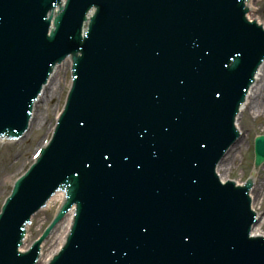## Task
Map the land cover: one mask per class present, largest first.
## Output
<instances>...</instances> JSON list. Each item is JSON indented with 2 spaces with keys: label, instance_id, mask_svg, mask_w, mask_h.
<instances>
[{
  "label": "water",
  "instance_id": "water-1",
  "mask_svg": "<svg viewBox=\"0 0 264 264\" xmlns=\"http://www.w3.org/2000/svg\"><path fill=\"white\" fill-rule=\"evenodd\" d=\"M44 1L53 2L38 0L39 7ZM242 1L148 0L146 6L144 0H121L119 4L118 0H69V11L56 20L51 38L35 37L34 27L20 32L31 46L38 47V53L33 54L23 43L18 44V36L3 34L1 30L7 24L0 21V132L10 123L18 121L19 126L23 122L27 101L37 83L42 81L51 59L62 52L67 55L83 51L99 71L89 77L80 73L68 112L44 162L30 172L37 186L33 200L37 202L48 194L51 188L48 184L53 183L55 189L60 184H70L81 196L72 198L81 208L80 213L87 211L84 213L91 215L86 218L90 224L88 236L74 243L66 259L55 264L233 261L234 246L224 252L220 248L232 240L233 245L241 241L249 212L242 209L240 199H235V207L228 197L233 190L218 186L210 176L208 181L211 186L214 183V189L208 192L200 169L192 162L196 153L190 157L183 149L205 150L210 146L208 155H198H207L204 168L209 173L213 161H217L233 136L231 114L238 92L249 79L247 63L256 48L246 45L251 29L244 17ZM11 2L0 0V14L13 25L9 28L12 33L24 25L11 17L8 7ZM93 4L99 11L91 20L83 43L85 11ZM141 4L149 8H141ZM31 6L22 3L20 11ZM247 6L251 10L248 3ZM148 9L153 13L162 11L163 23L155 20L150 29L129 30L123 43L121 20L142 17ZM14 10L19 13L16 6ZM95 10L93 7L91 13ZM40 11L45 17L46 10ZM29 14L30 21L37 23L35 14ZM128 29L126 26L125 30ZM42 43L46 45V54L41 50ZM44 55L40 67H23L22 63ZM260 55L261 46L254 51L253 61ZM227 58L233 66H226ZM152 73L155 76L151 79ZM25 88H29L26 96ZM145 130L152 135L144 137ZM164 131L170 136L163 135ZM156 132L159 134L154 135ZM171 144L177 150L173 157L178 161L185 158L175 163L178 172L171 171L167 168L169 162L162 160L168 151H174ZM256 154L259 166L264 162V137L256 140ZM189 181L203 189L194 196L197 198L194 202L187 198L192 192ZM209 193L214 195L210 204L206 202ZM22 196L26 200L34 197L27 192ZM64 200L65 195L57 192L47 207L33 217L32 224L27 225L29 237L21 253L51 223ZM230 210L236 211V219L242 221L239 231L227 219L228 215L235 218ZM203 218L209 221L201 222ZM72 219L73 212L46 239L38 264H48L59 251ZM224 226L232 231L225 237ZM12 256L11 245L0 246V264H8Z\"/></svg>",
  "mask_w": 264,
  "mask_h": 264
},
{
  "label": "rangeland",
  "instance_id": "rangeland-1",
  "mask_svg": "<svg viewBox=\"0 0 264 264\" xmlns=\"http://www.w3.org/2000/svg\"><path fill=\"white\" fill-rule=\"evenodd\" d=\"M255 6L258 9L256 17L264 21V0H259ZM59 77L62 81L59 92L50 98L48 105L41 102L37 107L36 115L39 114L44 118L42 127H38L41 124H33L31 132L21 142L0 145V209L11 192L13 182L27 170L32 163L33 154L39 145L49 137L55 125L56 116L63 108L65 96L70 87V70L62 71ZM50 87L47 91L51 96ZM238 125L244 137L231 154L235 157V164H231L228 171L222 172V175L224 178L234 179L243 184L255 173V180L260 188V182L264 185V165L258 170L254 169V140L259 135L264 136V111L253 115L252 112L246 110L240 115ZM257 192L258 189L254 191V196L257 199L256 206L262 215L264 213V196L258 202ZM261 231L264 234V226Z\"/></svg>",
  "mask_w": 264,
  "mask_h": 264
},
{
  "label": "bare ground",
  "instance_id": "bare-ground-1",
  "mask_svg": "<svg viewBox=\"0 0 264 264\" xmlns=\"http://www.w3.org/2000/svg\"><path fill=\"white\" fill-rule=\"evenodd\" d=\"M258 1L259 0H247L248 5L251 7L250 14L251 13L255 14V15H253V14L250 15L251 18L256 17V14L258 13V9L255 6ZM257 20H258V22H260L264 26L263 19L259 20V18H257ZM70 61H71L70 58H68L62 63V65H60L58 68H55L53 76L48 81V83H49L48 87H46L43 90L42 98H39V101L35 105L33 118H32V121L30 122V129L26 133L25 137L29 134V132H31V130L33 128V124H35V125L41 124L38 127H42V123H43L44 118H43V116H41L39 114L36 115L37 107H38L39 103H41V102H45L48 105L50 98H52L55 93L59 92L60 86L62 83L59 75L61 74L62 71H68L70 69ZM49 87L51 90V96L49 95V91H47V88H49ZM246 110L250 113L252 112L253 115H255L257 113L260 114L262 111H264V64L262 65V67L260 68V70L257 74L255 84L250 89V92L247 96L246 103L242 106L241 114H243ZM57 117H58V115H57ZM243 137H244V135L242 134L241 139L238 142H236L234 146H232V148L228 151L226 156L222 159V161L219 164L217 172H218L219 176L221 177V180H223V181H226L227 178H224V176L222 175V172H227L229 167L231 166V164L232 165L235 164V161H236L235 157L231 156V154H232L234 148L239 144V142L242 140ZM5 142H7V141H1L0 145H2V143H5ZM40 146L41 145H39V147ZM261 185L262 184L260 182V188H258L257 183H255V181H254V189H253L252 195H254V191H256L258 189V192H257L258 202H259L260 198L264 196V185H262V186ZM252 195H251V197L253 198V209H255V212L258 215V222L256 223L254 230L252 232V235L254 236V234H257V235L263 234V232L261 230L264 226V213L262 215L259 214V209L256 206V200L257 199H256V197H253Z\"/></svg>",
  "mask_w": 264,
  "mask_h": 264
}]
</instances>
